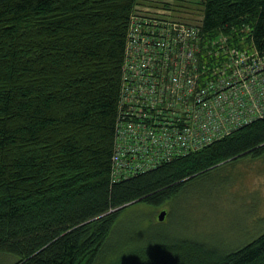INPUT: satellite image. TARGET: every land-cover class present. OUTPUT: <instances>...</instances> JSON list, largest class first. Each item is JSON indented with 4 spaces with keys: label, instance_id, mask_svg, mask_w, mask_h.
Here are the masks:
<instances>
[{
    "label": "trees",
    "instance_id": "trees-1",
    "mask_svg": "<svg viewBox=\"0 0 264 264\" xmlns=\"http://www.w3.org/2000/svg\"><path fill=\"white\" fill-rule=\"evenodd\" d=\"M159 1L0 0V257L18 256L11 264H264V233L227 253L183 238H114L134 203L162 205L212 168L264 153L263 117L112 181L130 17ZM199 2L205 37L264 54V0Z\"/></svg>",
    "mask_w": 264,
    "mask_h": 264
},
{
    "label": "built area",
    "instance_id": "built-area-1",
    "mask_svg": "<svg viewBox=\"0 0 264 264\" xmlns=\"http://www.w3.org/2000/svg\"><path fill=\"white\" fill-rule=\"evenodd\" d=\"M161 3L130 17L113 182L200 150L264 117V54L225 34L205 37L201 21L171 14L164 6L172 7V0Z\"/></svg>",
    "mask_w": 264,
    "mask_h": 264
},
{
    "label": "rangeland",
    "instance_id": "rangeland-1",
    "mask_svg": "<svg viewBox=\"0 0 264 264\" xmlns=\"http://www.w3.org/2000/svg\"><path fill=\"white\" fill-rule=\"evenodd\" d=\"M172 1V7L164 6L171 14L184 21H201L199 0ZM152 6L148 3L136 10ZM246 29L249 31V25ZM164 209H168V215L159 220L158 215ZM262 233L264 153L247 154L212 168L186 182L176 198L162 205L134 203L122 212L114 238L122 244L125 240L137 238L138 241L150 236L171 240L183 238L205 243L218 253H227ZM17 259L16 255L0 257V264H11Z\"/></svg>",
    "mask_w": 264,
    "mask_h": 264
},
{
    "label": "water",
    "instance_id": "water-1",
    "mask_svg": "<svg viewBox=\"0 0 264 264\" xmlns=\"http://www.w3.org/2000/svg\"><path fill=\"white\" fill-rule=\"evenodd\" d=\"M167 213L168 211L166 209L162 210L158 215L159 220H164L166 218Z\"/></svg>",
    "mask_w": 264,
    "mask_h": 264
}]
</instances>
